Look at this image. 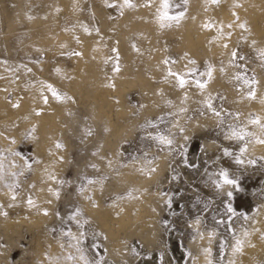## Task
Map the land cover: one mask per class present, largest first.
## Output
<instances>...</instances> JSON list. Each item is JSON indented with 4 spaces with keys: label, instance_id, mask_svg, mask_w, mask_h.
I'll list each match as a JSON object with an SVG mask.
<instances>
[{
    "label": "rangeland",
    "instance_id": "obj_1",
    "mask_svg": "<svg viewBox=\"0 0 264 264\" xmlns=\"http://www.w3.org/2000/svg\"><path fill=\"white\" fill-rule=\"evenodd\" d=\"M164 3L0 0V264H264V0Z\"/></svg>",
    "mask_w": 264,
    "mask_h": 264
},
{
    "label": "snow or ice",
    "instance_id": "obj_2",
    "mask_svg": "<svg viewBox=\"0 0 264 264\" xmlns=\"http://www.w3.org/2000/svg\"><path fill=\"white\" fill-rule=\"evenodd\" d=\"M126 2H127V0H126ZM168 6L169 5L167 3V0H165L163 7L167 8ZM174 75H176V74H174ZM179 83L181 86H183L185 84V80L183 78H179ZM200 86L203 87V85H200ZM252 95H254V94H252ZM168 142L171 143V141H168ZM262 142H264V141H262ZM221 176L223 177V183L224 184H232V185L236 184L235 180L229 178V175L226 171L222 172ZM29 203H31V201H29ZM229 210L231 211V208H229Z\"/></svg>",
    "mask_w": 264,
    "mask_h": 264
},
{
    "label": "bare ground",
    "instance_id": "obj_3",
    "mask_svg": "<svg viewBox=\"0 0 264 264\" xmlns=\"http://www.w3.org/2000/svg\"><path fill=\"white\" fill-rule=\"evenodd\" d=\"M190 157V156H189ZM196 157V155L195 154H193V158H195ZM189 160V159H188ZM192 160V159H191ZM191 162V161H190Z\"/></svg>",
    "mask_w": 264,
    "mask_h": 264
}]
</instances>
